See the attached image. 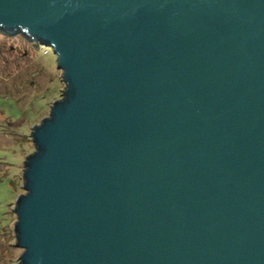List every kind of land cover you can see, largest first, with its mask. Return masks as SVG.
<instances>
[{"label": "water", "instance_id": "1", "mask_svg": "<svg viewBox=\"0 0 264 264\" xmlns=\"http://www.w3.org/2000/svg\"><path fill=\"white\" fill-rule=\"evenodd\" d=\"M0 32L66 84L18 264H264V0H0Z\"/></svg>", "mask_w": 264, "mask_h": 264}, {"label": "rangeland", "instance_id": "2", "mask_svg": "<svg viewBox=\"0 0 264 264\" xmlns=\"http://www.w3.org/2000/svg\"><path fill=\"white\" fill-rule=\"evenodd\" d=\"M62 75L52 48L0 32V264H18L23 253L14 247V208L35 151L30 134L62 100Z\"/></svg>", "mask_w": 264, "mask_h": 264}]
</instances>
